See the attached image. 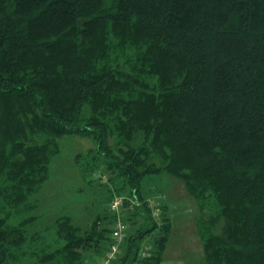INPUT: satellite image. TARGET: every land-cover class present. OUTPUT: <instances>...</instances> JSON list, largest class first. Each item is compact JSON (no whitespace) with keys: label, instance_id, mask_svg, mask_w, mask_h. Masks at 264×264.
<instances>
[{"label":"trees","instance_id":"obj_1","mask_svg":"<svg viewBox=\"0 0 264 264\" xmlns=\"http://www.w3.org/2000/svg\"><path fill=\"white\" fill-rule=\"evenodd\" d=\"M73 135L95 141L109 202H139L112 264L162 263L173 225L144 183L163 173L199 203L206 264H264V0H0V264L109 250L110 207L86 227L33 214Z\"/></svg>","mask_w":264,"mask_h":264},{"label":"rangeland","instance_id":"obj_2","mask_svg":"<svg viewBox=\"0 0 264 264\" xmlns=\"http://www.w3.org/2000/svg\"><path fill=\"white\" fill-rule=\"evenodd\" d=\"M59 142L61 151L50 163L49 178L34 196L39 202V208L33 214L39 216V224L44 227L52 225L56 217L64 214L74 216L76 224L86 227L98 212H105L110 207L108 187L96 179L90 170L94 162L91 150L95 149L96 144L91 138L77 135L60 137ZM106 176L105 181L108 182L111 174L108 172ZM144 187L149 196L148 202L154 207L155 222L162 224L160 218L163 207L160 210L157 206L165 205L166 215L171 218L173 225L161 264H206L199 233V226H204L205 221L198 201L186 191L184 183L163 173L147 179ZM121 196L128 199L132 206L139 205L136 200L129 199L125 192ZM216 207L215 200H211L204 219L218 209ZM129 209V206L123 208V215L132 212ZM141 220L138 217L137 223ZM135 226L128 222V232L138 227ZM49 237L53 239V234L49 233ZM154 237L150 236L143 242L153 240ZM97 258L93 264L101 257L96 261Z\"/></svg>","mask_w":264,"mask_h":264},{"label":"built area","instance_id":"obj_3","mask_svg":"<svg viewBox=\"0 0 264 264\" xmlns=\"http://www.w3.org/2000/svg\"><path fill=\"white\" fill-rule=\"evenodd\" d=\"M96 177L106 179V176L97 175ZM124 197L115 196L112 202L110 203V210L116 214V219L111 226V239L109 250L106 255L101 257L95 264H112V261L117 257L121 252L122 243L124 242L127 236V224L125 223L122 213L124 207ZM150 249L149 245H146L142 249V256H145Z\"/></svg>","mask_w":264,"mask_h":264}]
</instances>
